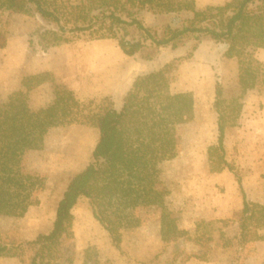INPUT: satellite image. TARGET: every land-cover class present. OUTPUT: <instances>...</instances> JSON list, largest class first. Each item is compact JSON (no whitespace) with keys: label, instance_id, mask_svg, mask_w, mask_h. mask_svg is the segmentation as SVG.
I'll return each mask as SVG.
<instances>
[{"label":"rangeland","instance_id":"obj_1","mask_svg":"<svg viewBox=\"0 0 264 264\" xmlns=\"http://www.w3.org/2000/svg\"><path fill=\"white\" fill-rule=\"evenodd\" d=\"M227 1L231 0H209L196 7ZM187 15L144 11L140 17L147 27L161 31L168 23L180 25ZM0 26L9 32L8 45L0 49V103L23 90L30 106L39 109L50 104L55 89L62 86L73 90L81 102L111 96L120 109L138 75L172 63L171 91L194 94V115L178 127L179 153L160 163L162 182L170 189L169 207L186 233L163 241L160 208L143 207L137 211L141 225L123 230L117 248L95 219L89 201L83 199L73 211L60 264H84L89 248L98 264H264V238L246 243L235 240L239 227L231 211L243 205L237 176L242 178L247 199L264 205L263 76L254 88L256 93L245 94L237 125L226 132L227 160L233 169L213 172L209 148L218 141L216 83L221 82L226 103L240 90L238 60L225 55V43L190 36L176 47L148 46L129 56L114 38L99 39L89 31L63 33L34 10H1ZM139 37L138 29L131 27L129 38ZM261 50L255 56L264 64L258 54ZM39 73L47 74L46 82L30 90L23 86L24 77ZM98 137L96 127L66 120L50 129L41 149L26 152L23 170L36 175L38 184L24 216L0 217V242L22 244L17 256L2 257L0 264H30L35 250L28 241L52 229L58 202L73 175L90 162ZM213 159L217 164L216 155Z\"/></svg>","mask_w":264,"mask_h":264},{"label":"trees","instance_id":"obj_2","mask_svg":"<svg viewBox=\"0 0 264 264\" xmlns=\"http://www.w3.org/2000/svg\"><path fill=\"white\" fill-rule=\"evenodd\" d=\"M1 10H34L63 33L89 31L99 39L114 38L129 56L148 46L176 47L190 36L225 43V55L238 60L240 90L227 104L221 82L216 83L218 141L209 148V161L213 172L233 169L225 148L227 129L237 125L245 94L264 77V64L255 56L258 49H264V0H231L205 9H198L194 0H0ZM144 11L188 15L180 25L168 23L159 31L144 24L140 17ZM133 26L140 33L137 39L129 38ZM8 40V30L0 26V49ZM174 67L167 64L138 75L120 109L111 96L81 102L73 90L62 86L55 89L54 100L39 109L30 106L23 90L0 103V217L27 213L38 177L23 170V158L27 151L44 146L52 127L76 120L99 131L90 162L73 175L58 202L52 229L28 241L35 250L30 264H60L73 211L83 199L89 201L95 219L117 248L121 247L123 230L141 225L137 211L143 207L160 208L163 241L186 233L169 207L170 189L163 184L160 171L161 162L178 155V127L195 112L191 91H171L169 73ZM46 80L44 73L26 76L23 86L30 90ZM213 155L217 156L215 165ZM237 182L243 205L231 210L239 227L234 239L240 243L262 240L264 205L247 199L240 176ZM21 247L0 242V258L17 256ZM94 255L92 248L87 249L84 264H98Z\"/></svg>","mask_w":264,"mask_h":264},{"label":"crops","instance_id":"obj_3","mask_svg":"<svg viewBox=\"0 0 264 264\" xmlns=\"http://www.w3.org/2000/svg\"><path fill=\"white\" fill-rule=\"evenodd\" d=\"M194 1H195L197 6H201L202 4L210 3L209 0L205 1V3H203L204 0H194ZM258 54L261 56V58H264V50L259 51ZM256 91H257L256 89H249L247 91V94H253V93H256Z\"/></svg>","mask_w":264,"mask_h":264}]
</instances>
